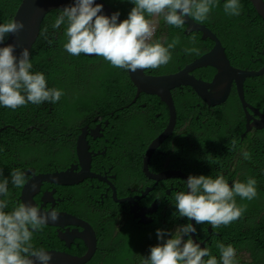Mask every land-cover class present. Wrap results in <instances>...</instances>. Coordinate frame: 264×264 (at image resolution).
<instances>
[{
  "label": "trees",
  "instance_id": "obj_1",
  "mask_svg": "<svg viewBox=\"0 0 264 264\" xmlns=\"http://www.w3.org/2000/svg\"><path fill=\"white\" fill-rule=\"evenodd\" d=\"M103 1L129 27H135L142 21L150 22L152 13L161 9V0ZM168 1L165 0V7L171 9ZM178 1L172 0L171 4L176 5ZM20 2L0 0L2 40L7 36L12 16ZM188 15L217 36L232 65L242 67L246 60L249 63L250 55L247 53L241 57L230 55L237 50L236 36L252 37L247 26L261 22L262 28L253 29L259 32L264 30V20L248 0H194L191 1ZM163 21H160L154 38L145 50V65L151 74L175 72L178 70L175 60H179L181 68L213 45L209 38L201 39L199 31H185V25L173 15L168 22ZM87 51L98 52L88 55ZM126 52V47L120 42L63 11L51 10L42 19L21 72L0 94V264H11L16 258L46 249L40 243L43 232L39 233L32 224H26L30 219L20 212L21 205L16 204L20 189L27 179L23 172L29 167L46 173L67 166L72 159L77 126L89 112L105 109L115 113L119 107L130 111L129 117L120 127L126 136L121 138L119 134L118 139L125 143L126 140H132V150L128 148L131 163L127 168L131 175H135L138 170L143 186L149 184V180L140 171L141 158L148 143L166 125L168 111L158 97L142 92L137 101L147 102L151 99L153 103L150 106L141 107L138 104L125 107L135 93L126 72ZM251 54L262 58L252 65L256 69L264 63V54ZM200 70L203 71V78H209L214 73L211 67ZM243 88L245 99L255 102V106L264 115V73L246 78ZM189 89L183 86L171 90L176 110V129L184 121L189 124V129L183 130L175 138V143L178 150L185 152L188 144L185 135L190 130V148L194 150L191 152L201 155L187 159L182 156L175 158L168 137L161 144L162 147L158 148L160 153L156 150L152 154L148 169H161L164 159L169 158L168 162L180 166L190 179L202 183H205V179L209 180L208 190L203 193L198 189H202L204 184H193V201L197 200V204L204 206V210L195 211L197 227H201L203 217H207V224L211 220L215 221L210 231L204 227L197 228L196 232L217 255L210 260V264H264V216L257 217V212L250 210L249 206L246 209L248 191L243 189L252 182L264 186V130L255 131V151L249 148L250 144L242 143L239 132L245 130L244 118L240 112H237L236 117L231 115L232 97L236 96L234 92L226 106H222L221 110L218 109L212 118L202 124L205 104H202V108L194 107L199 99ZM197 110H202L203 114L200 115ZM213 128L219 129L217 133L221 137L216 136L215 141L206 140L208 132ZM192 133L199 138L194 139ZM237 142L241 148L236 159L225 156L226 145H237ZM178 150L176 153L181 155ZM216 152H220V155ZM156 161L158 163L155 164ZM199 163L206 167L202 173L197 171ZM170 167L169 164L166 166ZM203 175L205 178H200ZM228 180H233V187H226ZM164 186L159 188V192L156 188L151 194L157 193L158 199L162 200ZM257 189L264 199V187ZM165 198L166 206H169V202L174 209L178 206L169 195ZM141 201L150 200L145 197ZM164 203H159L158 212ZM215 205L225 209L221 217L209 220L213 213L206 211ZM255 207L257 209L259 204L256 203ZM164 213L161 223L171 228L174 222L170 219L171 211L164 210ZM154 222H158L157 217ZM184 222L189 223L187 218ZM36 226L44 228L42 225ZM155 230L156 226L150 228L136 223L132 232L120 234L121 239L127 243L126 248H119L118 251L124 255L122 261L112 259L117 248L100 246L97 254L103 253L104 257L98 256L85 264H180L178 252L173 245L174 233L162 229L160 233L158 228L154 235L156 240L152 241L156 243L151 244L148 238ZM50 245L58 247L56 241ZM83 251L84 248H79L72 253L79 255ZM228 254L230 257H227ZM194 263L195 260L187 262ZM200 264L207 262L203 260Z\"/></svg>",
  "mask_w": 264,
  "mask_h": 264
},
{
  "label": "flooded vegetation",
  "instance_id": "obj_2",
  "mask_svg": "<svg viewBox=\"0 0 264 264\" xmlns=\"http://www.w3.org/2000/svg\"><path fill=\"white\" fill-rule=\"evenodd\" d=\"M171 2L172 0H169L168 4L172 6V8L166 9L165 0H161V9L154 11L152 13L150 17L151 19L150 21L154 23L153 25L154 32L156 31L155 28L156 29L158 28V25L160 21H162V19H164L163 22L166 23L169 21L172 15L175 17L174 13H175V8L177 4L172 5ZM140 7L143 8L142 5ZM141 23H148V22L142 21V22L137 23L134 26H137L138 24H141ZM247 27H249L253 38L248 35H245L243 37L236 36L235 39H236L237 44L235 45H236L237 50L230 53V55L235 54L238 57H241L245 53L249 54L250 55L249 63L247 64L248 60H246V63L243 64L242 67H237V68L247 69V70H256V69H259L262 65H264V63L258 68L254 69L252 65L253 64L255 65L256 63L260 62L262 58L261 56L254 57V55L251 54V52H257L260 54H264V30L261 29V31L259 32V31L254 30L253 28H256V27L262 28L263 24L261 22H256ZM201 39L203 38L201 37ZM205 39L207 38H204L203 40ZM211 47H209L202 54L209 51ZM223 50H224V47H223ZM227 58L230 64L232 65L230 58L228 56ZM178 61L179 60H175V67L179 70L182 67L179 68ZM200 69H204V68H197L193 70L191 74L194 75L196 78H199L205 81H210L213 75H211L209 78H203L201 76V73L203 71H201ZM214 73H215V70H214ZM148 75H155V74L148 73ZM243 86H244V82H243ZM189 90L192 91L191 89ZM233 92L236 96H234V98L232 97L231 115H234L236 117L237 112H240L242 113V117L244 118L245 124H246V121L248 120V125L250 126V130L246 132L243 137H242V134L244 132H239V136L241 137L242 143L244 145L250 144L249 148L255 151L257 149V145L254 144V141H253L254 136H255V131L264 130V129H258L254 126L255 125L254 122L255 120L258 119V116L255 115L250 108L256 109L259 113H261V111L255 106V102L246 100L244 97V100L246 101L248 106H250V108H246L247 113H245L244 109L242 108L241 102L238 98V95L235 91L234 85L231 86L226 99L220 104L209 106L204 101H202L200 98H198L199 101L196 102L194 107L199 106L200 108H202V104H205V107H206V109H204L205 116L203 117V120L201 121V123L204 124L205 122H207V120H209L210 118L214 116V113L218 109L221 110L222 106H226V103L230 99ZM243 96H244V91H243ZM137 99L138 97L135 100H134V97H132V99L125 105V107H129V105H132L134 107L135 105L138 106V104L143 107L145 106L148 107L150 106V103H153L151 99H148L147 102H138ZM116 111L117 112L114 113L113 111L108 112L107 110L103 109L100 112H96V111L93 113L89 112V114H87L85 117H83L80 120L77 126V132L75 136V142H76V139L77 137H79L80 134L83 133L85 135V140L88 145V151L91 154L90 171L94 174H98L102 176L103 179L98 180L97 178H85L78 184L65 185V186L44 182L40 185L39 190L35 194H33L32 198L34 201L32 202L36 204V208L42 207V209L44 210L52 209L57 213H68L76 217L77 219L84 221L91 227L94 233V236H97L98 234L101 235L102 232L105 231L104 225L106 223H111L113 225L114 231L118 232L117 234L118 237H120L121 232L124 235H127L128 232H132L136 223L138 225H142V226H146L150 228L152 226L154 227L156 226V229L165 228V226L161 224V221H162L161 218H163L165 214L164 210L171 211L172 217L174 219L178 221H183V219L180 218V215L183 216L182 213L186 212V208H185L186 202H185V196H184L186 185H185L184 180L179 177H171V178L157 182L156 185L154 184L153 181L149 180V184L143 186L141 183L140 174L138 173L137 169H136L135 175H131L129 173V170L127 167L130 166L129 163H131V159L129 157L130 153L128 152V148H130V144L132 140L131 141L126 140L127 143L122 142L119 140L120 139L119 134H121V138L123 136L124 137L126 136L122 132L120 127L129 117L130 111L128 112L127 110H123L122 107L117 108ZM197 112L200 115L203 114L202 110H197ZM156 117H158V114H156ZM188 126H189L188 121H184L183 124L176 129V118H175V126L173 128L172 133L169 135V139H170L169 142H171V147L173 148L172 151L174 153L175 158L176 157L181 158L182 156V158L187 159L188 157L191 158V156L196 157V156L201 155V154H195V153L193 154L191 152L194 150L190 148L191 146V143L189 142V138L191 134L190 130L185 135L187 142H188L185 148V152L177 149L178 145L177 143H175V138L183 130L189 129ZM206 130L208 131L209 128ZM160 132H158L157 134H159ZM193 133L192 135L194 139L199 138V136L197 135L195 136ZM199 133L201 132H197V134ZM262 138H264V135ZM124 147H127V148L124 150ZM160 147H162L161 144L158 146V148ZM158 148L156 152L160 153ZM210 148L212 149L213 147H210ZM239 148H241V146L239 145L238 142H237V145H232V144H230V146L226 145V150L224 151V154L225 156L236 159V156L239 155ZM263 148H264V143H263L262 149ZM262 149H260V151H262ZM176 150H178V152H180L181 155H178L176 153ZM242 150L245 151L244 147L242 148ZM205 151H208V150H205ZM216 153L220 155V152H216ZM168 160L169 158L164 159L161 169H156L155 171H151V172L158 173L161 171L172 170V171H179L188 176V174L184 172L180 166L170 164ZM156 163H158V161H156L155 164ZM73 164H78L76 154H74V160L71 159V162H69L67 166H64L62 169H60V171L66 170L69 166ZM168 164L171 165L170 168H166ZM263 165H264V162H263ZM79 169L80 167H78L76 170L78 171ZM56 170L57 169H54L53 171H56ZM205 170H206L205 164L199 163V166L197 167V171L202 173ZM26 171H30L31 174H35V175H38L40 173H45V172L35 171L33 168L29 167L23 172L25 175H27V179L29 178V175L25 173ZM140 171L142 173L141 169ZM200 178H205V175H203ZM191 180L194 181L197 179H191ZM198 181L199 180H197L196 183H200V185L204 184L203 188L198 189V190H200L201 193L206 192L208 190L209 180L205 179L204 180L205 183L198 182ZM230 182L231 181L229 180L227 181L229 185H230ZM163 185H165L163 189V192L165 195L163 194L162 200H160L158 199L157 193L151 194V192H155L156 188H158L157 191L159 192V188H162ZM148 186L152 187V190L142 198L147 197V199H149L150 201L149 202L141 201L142 198H138V196L140 195L141 191H143L144 188ZM113 192H115L114 196H113ZM166 195H169L171 201L173 199L174 204L178 205L176 206L175 209H174V206H172L170 202H169V206L165 205L164 202L166 200L165 198ZM193 195H194V190H193ZM181 196L184 198V201ZM130 197H133L132 199L133 201L131 203V211L135 212L136 214H139L140 215L139 217H134V215L130 213L127 201L124 203L118 202V200H123L125 198H130ZM17 200L18 202L16 204H20L19 195H18ZM159 203H164L162 204V210L160 212H158ZM197 203H198L197 200L194 201L195 205ZM155 217H157L158 222H154ZM177 217H179L180 219ZM141 220L145 223H142ZM26 224H32L33 227L39 233L43 232L42 234L43 237L40 242L41 244H44L46 247V249H42L43 251H53V250L56 251L57 250L59 253L63 252L68 255L75 256L77 258L82 257L86 252L85 247L83 245L84 243L83 240L84 238L88 237V231L84 229V227H81L78 225H67L64 223L63 220L61 221L62 225L60 224L57 226L43 225L44 228L40 226L37 227L36 225H39V224L34 222L32 219H30V222L28 221V223ZM109 229H111V226H109ZM100 230L102 231L101 233H99ZM154 235L155 233L154 234L152 233L151 236L148 238L151 244L156 243V242H152L156 240L154 239ZM200 236L201 235L198 234V238H200ZM55 241L57 242L59 248L58 247L54 248L53 245H50L51 243H55ZM119 242H120L119 244L117 243L113 244L114 247H110V248H117V250H119V248L127 247V243L123 241L121 237H120ZM173 243L176 244L177 241H173ZM100 245H104V243L96 237L97 248H96L95 254L92 257V259L98 256L104 257L103 253L97 254V251L99 250ZM79 248H84L83 253L79 255L72 253V252H76ZM136 253H139V251H136Z\"/></svg>",
  "mask_w": 264,
  "mask_h": 264
},
{
  "label": "water",
  "instance_id": "obj_3",
  "mask_svg": "<svg viewBox=\"0 0 264 264\" xmlns=\"http://www.w3.org/2000/svg\"><path fill=\"white\" fill-rule=\"evenodd\" d=\"M191 1L194 0L178 1L174 13L175 18L185 25V31H199L203 39L210 38L213 41V46L209 51L185 64L176 72L147 75L144 73V59L145 47L149 42L147 35L150 32V28L144 23L129 27L103 0H21L12 16L5 40L0 38V94L7 89L21 72L28 52L38 35L40 23L51 10L63 11L85 25L105 33L112 40L120 42L127 50L125 66L127 75L136 88L134 100L140 92L155 95L166 105L168 110L166 125L148 143L143 153L141 159L142 173L147 179L153 181L155 185L157 182L171 177L183 179L186 185L185 199L191 209L193 189L192 180L189 176L179 171L167 170L153 173L148 169L152 154L169 137L175 126L176 111L171 90L180 86H188L202 101L209 106H213L223 102L228 96L231 86L234 85L242 108L247 113L246 108H250V106L244 100L243 82L248 77L260 76L264 73V65L256 70L240 69L232 66L217 36L205 25L194 21L188 15ZM248 1L255 12L264 20V1ZM97 52L87 51V54L94 55ZM207 66L215 70L210 81L196 78L191 74L193 70ZM250 109L258 116L254 126L258 129H264V116L256 109ZM249 130L250 126L246 122L245 133ZM84 138L85 135L82 133L76 140L78 164L69 166L65 171L47 174L40 173L35 175L31 174L30 171H26L25 173L29 175V178L20 189L19 200L21 203L20 211L41 225H62L61 221L63 220L65 224L83 226L88 231V237L85 238L87 244L86 253L84 256L77 258L54 250L45 251L33 254L18 264H83L93 255L95 239L89 228L80 224V221L71 216L57 213L52 209L36 208V204L32 202L33 194L39 190L43 182L72 185L83 178L94 176L89 171L91 154L87 149V143ZM78 166L80 169L76 171ZM151 189L152 187H149L143 191L138 198L145 196ZM132 199L133 197L126 198V201L131 204Z\"/></svg>",
  "mask_w": 264,
  "mask_h": 264
},
{
  "label": "clouds",
  "instance_id": "obj_4",
  "mask_svg": "<svg viewBox=\"0 0 264 264\" xmlns=\"http://www.w3.org/2000/svg\"><path fill=\"white\" fill-rule=\"evenodd\" d=\"M251 4V3H250ZM149 23H151V22H148V23H144L147 27H149L150 28V32L148 33V35H147V39H148V44L150 43V41L154 38V34H155V32H154V30H153V26H152V24H151V26L149 25ZM148 44L146 45V47H145V50H146V48H147V46H148ZM145 58H146V52H145ZM126 63V62H125ZM146 64V60L144 59V73L145 74H147L148 75V73L150 72V70H148L145 66ZM177 71V70H176ZM175 71V72H176ZM127 72V71H126ZM173 73V72H172ZM169 74V73H168ZM129 78V77H128ZM130 80V79H129ZM131 82V81H130ZM131 84H132V82H131ZM133 85V84H132ZM133 87H134V85H133ZM180 87H183V86H180ZM180 87H176V88H180ZM135 88V87H134ZM175 89V88H174ZM191 89V88H190ZM192 90V89H191ZM193 91V90H192ZM194 92V91H193ZM135 93H136V88H135ZM135 93H134V96H135ZM141 93V92H140ZM139 93V94H140ZM143 93V92H142ZM195 93V92H194ZM139 94L137 95V97L139 96ZM146 94V93H145ZM147 95H149V94H147ZM172 95V94H171ZM196 95V94H195ZM133 96V97H134ZM152 96H154V97H157V96H155V95H152ZM197 96V95H196ZM136 97V98H137ZM198 97V96H197ZM135 98V99H136ZM199 98V97H198ZM172 99H173V97H172ZM161 101V100H160ZM162 102V101H161ZM174 103V102H173ZM166 106V105H165ZM141 107H143V106H141ZM175 107V106H174ZM167 108V107H166ZM168 111V110H167ZM263 115V114H262ZM246 122H248V120L246 121ZM219 129H216V128H213L212 129V131H210V132H208V135H209V137L207 136L206 137V140H210V141H215V137L216 136H219V137H221V135L220 134H218L217 133V131H218ZM248 132V131H247ZM226 134H228V133H226ZM245 135V131H244V133L242 134V137ZM78 138V137H77ZM85 139V138H84ZM77 140V139H76ZM214 145L215 144H213V146H211V147H214ZM87 149H88V145H87ZM74 154H76V142L74 143V148H73V154H72V159L74 160ZM76 157H77V155H76ZM68 159H70V157H68ZM78 160V159H77ZM71 162V161H70ZM90 162H91V155H90ZM79 167V166H78ZM69 168V167H68ZM67 168V169H68ZM63 171H65V170H63ZM77 171V170H76ZM89 171H90V163H89ZM53 172H61L60 170H56V171H52V172H46V174L47 173H53ZM90 174H92V175H94V176H90V177H86V178H97L98 180H102L103 179V177L102 176H100V175H98V174H94V173H92L91 171H90ZM146 178V177H145ZM83 179H85V178H83ZM82 179V180H83ZM147 179V178H146ZM82 180H80L79 182H81ZM148 180H150V179H148ZM194 181H196L197 182V180H194ZM193 180H192V189H193V184L194 183H196V182H194ZM229 181H231L230 182V185L228 184V183H226V187H233L231 184H232V182H233V180H229ZM79 182H77V183H74V184H72V185H75V184H78ZM44 183V182H43ZM45 183H48V182H45ZM50 184H53V183H50ZM55 185H57V184H55ZM65 186V185H64ZM150 186H148V187H146V188H144V190L143 191H145L146 189H148ZM260 187H264V186H257L256 185V182H252L251 184H250V186L249 187H246V186H244V188L243 189H246L247 191H248V195H247V200H248V202H247V204H246V209H247V207L249 206V208H250V210H255V212H257V215H256V213L254 214V215H256L257 217H259V218H261L262 216H264V199L263 198H261V196H260V192H258V189L257 188H260ZM152 190V189H151ZM150 190V191H151ZM143 191H141V193L143 192ZM150 191H148V193L150 192ZM140 193V194H141ZM147 193V194H148ZM262 194H264L263 192H262ZM115 195V192H113V196ZM184 196H185V194H184ZM144 197V196H143ZM182 197V196H181ZM131 198V197H130ZM142 198V197H141ZM182 199H183V201H184V198L182 197ZM20 201V200H19ZM34 201V200H33ZM191 201H192V203H191V209L189 208V206H188V204H187V202H186V199H185V202H186V204H185V208H186V212H183L182 214H183V216H181L180 215V218H182L183 219V221H178V220H176V219H174L173 217H170V219H172V220H174V222H173V224H172V226H171V228H169L167 225L165 226V228H159V232H160V229H162L163 231L164 230H166V231H169V232H172V233H174V238H173V241H177V243L176 244H174L173 243V245H174V247H175V251L176 252H178V254L179 253H181L182 252V255H183V257L185 258V261H184V264H187V262H190V261H192V260H195V263L194 264H200L201 263V261H203V260H205L206 262H207V264H210V260L216 255V253H213L212 251H211V249L210 248H208L207 246H206V243H205V240H203L201 237L200 238H198V234H196V232H197V228H204V227H207V229L210 231L211 230V228L215 225V221H212L211 220V218L213 217V219H215V218H217V217H221L220 216V214L224 211V207L223 206H219V205H215V207H210V208H208V211H206V212H212L213 214H212V216H210L209 217V220H211L210 221V223L209 224H207V217H203L202 219H201V227L200 226H198L197 227V225H196V215H195V211H201V210H204V206L203 205H201V204H194V201H193V194H192V198H191ZM118 202L119 203H124V202H126V198L125 199H123V200H118ZM251 203V204H250ZM259 204V207H257V209H256V207H255V204ZM250 204V205H249ZM20 205H21V203H20ZM128 206H129V211H130V213L131 214H133L134 215V217H139L140 215L139 214H136L135 212H132L131 211V204H129L128 203ZM197 206V207H196ZM39 208H42V207H39ZM197 208H198V210H197ZM21 210V209H20ZM192 211V213H191V211ZM21 212V211H20ZM21 213H23V212H21ZM25 214V213H24ZM61 214H64V215H68V216H71V217H73V218H75L76 220H78V221H80V224H82V225H84V226H86L87 228H89L90 229V231L93 233V231H92V229H91V227L87 224V223H85L84 221H82V220H79V219H77L76 217H74V216H72V215H70V214H68V213H61ZM27 215V214H26ZM28 216V215H27ZM30 219H32L30 216H28ZM177 218H179V217H177ZM179 218V219H180ZM188 219V221H189V223L188 224H186L185 222H184V220L185 219ZM33 220V219H32ZM34 221V220H33ZM34 222H36V221H34ZM142 223H145V222H143V221H141ZM37 224H39L38 222H36ZM110 224V225H109ZM161 224H163V223H161ZM39 225H41V224H39ZM67 225H69V224H67ZM43 226V225H42ZM79 226V225H78ZM109 226H111V229H109ZM81 227H83V226H81ZM104 227H105V231H101L100 230V232L99 233H101L102 232V234L101 235H97V236H94V239H95V249H94V252H93V255H91V257L89 258V260L90 259H92V257L94 256V254H95V251H96V248H97V246H96V237L100 240V241H102L103 243H104V245H100V246H105V247H114V245L113 244H119L120 242H119V240H120V237H118L117 236V234H118V232H115L114 231V228H113V225L111 224V223H106L105 225H104ZM158 232V229H156L155 230V234ZM161 233V232H160ZM94 234V233H93ZM167 235V234H166ZM83 245H84V247H85V251H87V244H86V241H85V238H84V240H83ZM150 243V242H149ZM148 243V244H149ZM161 246V245H160ZM179 247L181 248V250L179 249ZM57 251V250H56ZM40 252H45V251H40ZM40 252H35V253H30V254H27V255H25V256H23V257H20V258H16V260L14 261V262H12L11 264H18V263H20L21 261H23V260H25V259H27V258H29V257H31L33 254H37V253H40ZM61 253H63V252H61ZM86 253V252H85ZM176 255V254H175ZM84 256V255H83ZM217 256V255H216ZM227 257H230V254H228L227 255ZM78 258H80V257H78ZM140 259V256H139V258H138V260ZM88 260V261H89ZM88 261H86V262H88ZM85 262V263H86ZM85 263H83V264H85ZM136 264H141V262H139V263H136Z\"/></svg>",
  "mask_w": 264,
  "mask_h": 264
},
{
  "label": "rangeland",
  "instance_id": "obj_5",
  "mask_svg": "<svg viewBox=\"0 0 264 264\" xmlns=\"http://www.w3.org/2000/svg\"><path fill=\"white\" fill-rule=\"evenodd\" d=\"M151 23H149V25L151 26V24H152V26L154 25V23L152 22V21H150ZM154 28V27H153ZM208 28V27H207ZM209 29V28H208ZM155 30H156V28H155ZM143 249V247H141V250ZM179 249L181 250V248L179 247ZM140 250V251H141ZM118 251L119 250H117V251H115L114 253H113V257H112V259H116V260H118V261H122L123 260V258H124V255L123 254H120V253H118ZM133 254H136L135 252L133 253ZM179 255V260H180V264H184V261H185V258L183 257V255H182V252L181 253H179L178 254Z\"/></svg>",
  "mask_w": 264,
  "mask_h": 264
}]
</instances>
